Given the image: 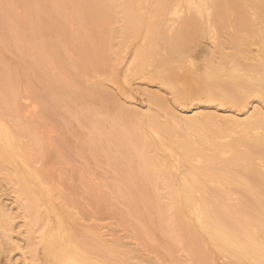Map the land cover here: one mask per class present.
<instances>
[{"label": "bare ground", "instance_id": "1", "mask_svg": "<svg viewBox=\"0 0 264 264\" xmlns=\"http://www.w3.org/2000/svg\"><path fill=\"white\" fill-rule=\"evenodd\" d=\"M192 100L217 105L189 115L180 103ZM60 103L61 131L77 120L92 153L111 152L100 153L106 168L127 173L115 169L124 154L137 161L117 192L128 242L104 232L93 199L78 201L96 177L104 191L105 167L87 180L81 165L86 184L71 190L64 167L43 169L52 160L41 129ZM227 104L242 110L222 112ZM263 104L264 0H0V177L21 212L0 207V264H186V251L193 264H264ZM70 149L51 155L69 163Z\"/></svg>", "mask_w": 264, "mask_h": 264}, {"label": "rangeland", "instance_id": "2", "mask_svg": "<svg viewBox=\"0 0 264 264\" xmlns=\"http://www.w3.org/2000/svg\"><path fill=\"white\" fill-rule=\"evenodd\" d=\"M117 39V38H116ZM206 43V42H205ZM200 47H202V45L200 46ZM153 84V85H152ZM251 84H253V82L251 83ZM145 85H147V87L145 86ZM150 87H149V86ZM143 88L144 87H146L145 89H148V90H151L150 92H152V91H156V89H158L156 92H160V94H162V97L164 96V98H166L168 95H170L169 93H168V91H165V89H161L160 90V87H158L157 85H156V83L154 82V83H147V84H144L143 82H142V85H141ZM188 86H190V89H191V83L189 84V85H186V87H185V89L186 90H188ZM137 87V86H136ZM142 87H140V89L142 88ZM138 89H139V87H137ZM165 91V92H164ZM141 92H142V89H141ZM162 92V93H161ZM169 98H166L167 100H168V102L169 103H171L170 101H171V96H168ZM120 99H121V101L122 102H124V98L123 97H121L120 96ZM125 101H127V100H125ZM132 102V100H129L128 102ZM143 101H144V97L142 96V94H139V93H137V94H135V101H133L134 102V104L136 103L138 106H137V110H142V105H143ZM248 101L250 102L249 103V105H248V108H250V107H254V106H259L258 104H259V102H258V100L257 99H255V98H253V99H248ZM142 102V103H141ZM79 103V102H78ZM77 103V104H78ZM186 103V104H185ZM190 103H191V105H192V107L190 106ZM193 103V104H192ZM63 103H60V104H58L57 105V107L58 108H54L53 110H50L49 109V111H51L52 113H49V115H48V117H49V120H52V124H53V122H54V124H53V131H52V129H49V130H47V129H44V128H42L41 129V131H43L44 132V135L43 136H46V137H43V138H45V139H41V142L42 143H40L41 144V146L43 145L44 147H48L49 149H45L44 148V151H46L45 153H47L46 155H48L49 157H48V161H51L52 160V162H48L44 167H43V169H47L46 167H49L50 168V170H53V172H55L56 170H58V169H56L58 166H60V169H62L63 167V171L62 170H58V171H61V172H63V179H64V182H62V184H65V186H67V185H70V190L72 189V186H73V188L74 187H82L83 185H85L86 183H80V180H78L79 179V171L77 170V172H76V169H79L80 168V166L81 165H86V164H88V165H90V167L94 164V163H96L95 165L97 166V167H94V169L92 170H89L90 169V167H89V169L87 170H84V172H85V175L86 176H88L87 177V180H89V178L91 179V178H94V177H92L91 175H96L97 174V176H98V174H99V176H103V174H104V183L106 184V182H107V186L106 185H101L100 184V188L98 189L99 191L102 189V193H101V191L100 192H94V191H97V189H96V187H97V185H98V180L101 178V177H96V181L94 182V184H95V186H93L92 185V187L91 188H94L95 187V189H93V191L92 192H90L89 191V189L87 188V187H82L83 189H81V195H79L78 197H80V199H78V201L79 202H81L82 200V202H85V201H89V200H91V199H93V201L95 202L94 203V205L95 206H97V207H99V208H96V209H101L100 210V213H101V218H103V219H101V220H98L97 221V223H99V224H102V228H103V230H104V232L107 234V235H109V234H114V236H117V237H119L120 236V239H122L121 241H125V242H128L129 240H127L128 239V233L130 232H127V230L129 229V227L126 225V224H123L122 223V219H121V215H125L127 212H125V210H126V208L124 207V205L123 204H121L120 203V200L118 201V196H119V194H117V192H118V189H119V187H118V184L120 183V181H122V179L121 178H123V181H124V179L126 180V181H128V182H130L131 183V181L133 180V177H135L136 178V174L133 176V177H131L130 175H133L134 174V171H132L131 169L133 168V166L131 165V164H133V163H136L137 161H133V163L132 162H129L128 163V159H127V156H125V154L122 156L123 158H121L122 159V163L123 164H121L120 165V167L119 168H115V169H120V170H122V171H126L127 173H119L118 175L117 174H115V172H114V170H112V168L109 166V168H106V165L104 166L103 164V162H105L107 159L105 158V154L104 153H106V157H107V155L110 157H108V159H110V160H108V161H112L111 160V157L113 158V156H110L111 155V152H107V151H105V146H103V145H99L98 147H97V149H95V151H93V153L91 152L92 150L90 149V146H88L87 145V138H86V136H87V132H88V130L87 129H85V128H83V129H81L82 127H80L79 126V129H78V123H77V120H75L74 122H73V119H72V121H70L71 123V126L69 127V128H67V127H63V130L61 131V127L63 126V125H65V121H62L63 120V118L64 117H66L68 114L66 113V112H64V109H63V106H60V105H62ZM174 104H175V106H176V110H178V109H180L182 106H186L185 107V109H183V110H187L188 112V114L189 115H192V113H193V111L195 112V111H197V110H206V111H210V112H212L213 110L215 111V109H214V106H216L217 105V103L216 102H214V103H211L209 106H208V104H204V103H199V102H197V101H193L192 100V102H184V103H180V104H184V105H182V106H180V104H178L176 101L174 102ZM85 105V107H86V104H84ZM194 105V106H193ZM188 106H190V107H188ZM206 106H208V108H205ZM263 106H264V104H263ZM62 107V108H61ZM82 107V106H81ZM183 107V108H184ZM194 107V108H193ZM224 107V106H223ZM190 110H189V109ZM195 108H197V109H195ZM218 108H220V107H218ZM88 108L86 107V111H88L89 113H90V111L89 110H87ZM221 109V108H220ZM223 109H225V110H223L222 112H234V110H235V112H238V111H240V110H242L240 107H236V106H234V105H231V104H227ZM192 111V112H191ZM250 111H251V109H250ZM87 112V113H88ZM67 114V115H66ZM63 118H62V117ZM68 117V116H67ZM58 119L59 120H61V121H58ZM75 123H77L76 125H75ZM58 126H60V127H58ZM60 129V131H58ZM80 130V131H79ZM74 133V134H73ZM75 133H76V135H75ZM86 133V134H85ZM78 134V135H77ZM75 136H76V138H75ZM47 137H49L50 138V140L47 138ZM48 139V140H47ZM86 139V140H85ZM65 142V143H64ZM78 142V143H77ZM79 142H80V144H79ZM54 143V144H53ZM54 145L53 147H55V149H51L52 148V146L51 145ZM82 144H84V145H82ZM67 145V146H66ZM42 146V147H43ZM49 146H51V147H49ZM70 147L71 149L70 150H72V151H68V159H70V160H68L69 161V163H60V162H58V160L56 159V158H58V157H56L55 158V155H51V151H52V154H59L58 152H60V154H67V153H65V148L66 147ZM76 146H78V147H76ZM87 146V147H86ZM100 146H102V147H100ZM80 147V148H79ZM80 149V150H79ZM48 150H49V152H48ZM59 150V151H58ZM75 150H77V152L75 151ZM55 151V152H54ZM62 151V152H61ZM84 151H87V152H84ZM57 152V153H56ZM73 152H76L75 154H73ZM80 152V153H79ZM103 153L104 155H102V154H100V153ZM96 153H99V155H98V158H100V159H97V157L95 156L94 157V155L96 154ZM110 153V154H109ZM43 154V153H42ZM50 154V155H49ZM88 154H89V156H88ZM92 154V155H91ZM81 155L82 156H84V158H86V160L85 161H87L86 163H85V161L84 160H82L80 157H81ZM91 155V156H90ZM53 156H54V158H53ZM73 156V157H72ZM76 156V157H75ZM77 156H79L78 158H77ZM100 156V157H99ZM94 157V158H93ZM101 157H102V159H101ZM72 158H74V159H72ZM80 158V159H79ZM91 158V159H90ZM43 159H45L46 161H47V159L45 158V156H43ZM51 159V160H50ZM90 159V160H89ZM93 159V160H92ZM106 159V160H105ZM57 160V161H56ZM95 160H96V162H95ZM98 160H100V162L98 163ZM102 160H105V161H103L102 162ZM126 160V161H125ZM56 161V162H55ZM93 161V162H92ZM120 162H121V160H119ZM124 161V162H123ZM84 164H83V163ZM125 162H127V163H125ZM56 163H60L59 165H56ZM82 163V164H81ZM101 163V164H100ZM103 163V164H102ZM78 165V166H77ZM98 165L100 166V167H98ZM125 165V166H124ZM131 165V166H130ZM61 166H62V168H61ZM73 166V167H72ZM127 166V167H126ZM130 166V167H129ZM103 167H105V169H107L108 171H110V170H112L111 172H107V170H105L104 172H103V174L101 173H99V172H102V169H99V168H103ZM121 167H123V168H121ZM124 167H126L127 169H129V170H131V171H129V170H127L126 168H124ZM59 168V167H58ZM111 168V169H110ZM75 169V170H74ZM98 169V170H97ZM126 169V170H125ZM134 169V168H133ZM64 170H65V172H64ZM74 170V171H73ZM75 174H74V173ZM113 175H112V174ZM88 174H90V175H88ZM117 175V178H116V176L115 175ZM78 175V176H77ZM0 176L2 177V174H0ZM91 176V177H90ZM112 176H114V177H111ZM0 177V178H1ZM120 177V178H119ZM129 179H128V178ZM119 179H121V180H119ZM130 180V181H129ZM138 180V179H137ZM3 182V184H5V185H2V182ZM0 207H5L4 208V210L6 211V213H8V215H11L12 214V217H14L13 215H16V214H20L21 212L19 211V210H17V208H16V206H15V199H14V193L11 191V187H10V185H8L7 183H6V181H4V179L3 178H1L0 179ZM133 183V182H132ZM141 183V182H140ZM78 185V186H77ZM120 185V184H119ZM112 186L113 187V189H112V187H111V189L112 190H110V187ZM7 187V188H6ZM106 189V190H105ZM7 190V191H6ZM108 191H109V194H106V193H108ZM116 193H115V192ZM121 191V190H120ZM5 192V193H4ZM94 192V193H93ZM106 192V193H105ZM65 193H67L66 191H65ZM115 193V194H114ZM97 194V195H96ZM111 194H113L112 196H111ZM5 195V196H4ZM7 195V196H6ZM67 195V194H66ZM75 195L76 194H72L71 195V197H75ZM92 195V196H91ZM93 195H95V196H93ZM101 195H102V197L103 198H106V199H103L102 197H101ZM67 196H69L70 197V195H67ZM84 196V197H83ZM90 196V197H89ZM97 196V197H96ZM8 197V199H6ZM77 197V196H76ZM81 197H83V198H81ZM95 197V198H94ZM99 197L101 198V199H99ZM13 199V200H12ZM96 199H97V201H96ZM103 200V201H102ZM117 200V201H116ZM3 201V202H2ZM8 201V202H7ZM11 201H13V202H11ZM99 201V202H98ZM104 201L105 202H107V204H104ZM12 203H13V205H12ZM100 204V206H98V204ZM103 203V204H102ZM117 203H120V206H119V204H117ZM6 204V205H5ZM10 204H11V207H8V206H10ZM5 205V206H4ZM94 205H93V207H94ZM104 205H106V206H104ZM123 205V206H122ZM12 206H13V208H12ZM102 207V208H101ZM105 209H104V208ZM107 207V208H106ZM110 207V208H109ZM8 209H10L9 211H7ZM12 209V210H11ZM95 209V208H94ZM119 209H121V210H123V211H121V210H119ZM16 210V211H15ZM112 210H114V211H112ZM13 211V212H12ZM18 211V212H17ZM113 212V213H111V212ZM12 212V213H11ZM20 212V213H19ZM103 212V213H102ZM125 212V213H124ZM14 213V214H13ZM108 213H110V215H108ZM123 213V214H122ZM114 214L116 215V216H114ZM121 214V215H120ZM108 215V216H107ZM111 217V218H110ZM120 217V218H119ZM127 217V216H126ZM15 218V217H14ZM116 218V219H115ZM16 219H17V221H16ZM16 219L15 220H13V221H15V224H17L18 222H20L21 221V219L19 218V217H17L16 216ZM19 220V221H18ZM139 220V219H138ZM138 220H135V223L138 221ZM140 221V220H139ZM147 222V224H148V221H145V219H144V223H146ZM150 222V221H149ZM132 224H133V222H131ZM137 224H139V222H137L136 224H134L135 226H137ZM151 224V223H150ZM149 224V225H150ZM140 225V224H139ZM135 226H133V227H135ZM141 226V225H140ZM152 226V224L150 225V227ZM124 228H125V230H124ZM22 230H23V228H21ZM149 229H151V230H153V229H156V231L155 230H153V231H151V234H150V236H149V239L150 240H152V239H156L158 236H159V238H160V236H161V234L159 235V233L157 234V233H155V232H158L157 230V228L156 227H151V228H149ZM130 230V229H129ZM155 231V232H154ZM133 232V231H132ZM15 233H16V235H15ZM14 234H13V240H14V243H15V241L17 242H19L20 241V239H22V236H19V235H17V232H15ZM147 235V234H146ZM145 235V236H146ZM152 239H151V238ZM162 237V236H161ZM46 238V237H45ZM159 238H157L156 240L157 241H155L154 243H153V246L155 245V247L156 246H158L159 247V245H158V239ZM6 239V238H5ZM161 239V238H160ZM186 239V238H185ZM162 240V239H161ZM164 240V239H163ZM162 240V241H163ZM6 242H7V244H8V242H9V244L8 245H10V244H13L12 242H10L8 239H6ZM21 243L20 244H22V241H20ZM150 243V242H149ZM157 243V244H156ZM154 247V248H155ZM158 247H156L155 248V250H158L157 248ZM169 247V245L167 246V248ZM214 247V246H213ZM172 248V247H171ZM168 249H170V247L168 248ZM175 249V248H174ZM176 250V249H175ZM172 251V250H171ZM147 253V255H148V252L149 251H144L143 253L144 254H146ZM176 252H178V251H176ZM173 253H174V251H173ZM187 253V251L185 252V254L184 255H182V252H178V257H177V259L179 260V259H182V258H179V257H181V256H183L184 258L186 257L185 255H187L188 257H189V259H193V257H191L192 255L191 254H186ZM14 257H13V260H20V254H18L17 252H16V250L13 252V254H12ZM177 255V254H176ZM175 255V256H176ZM18 256V257H17ZM206 258V257H205ZM174 260H175V257L173 258ZM191 260H189V262L186 260V264H193V261H191ZM167 261H169V260H167ZM167 261H165V262H167ZM195 262V261H194ZM19 263V262H18ZM17 263V264H18ZM183 264H185V263H183ZM205 264H206V262H205Z\"/></svg>", "mask_w": 264, "mask_h": 264}]
</instances>
